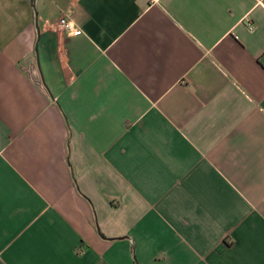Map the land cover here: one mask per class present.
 I'll return each mask as SVG.
<instances>
[{
    "label": "crops",
    "instance_id": "crops-1",
    "mask_svg": "<svg viewBox=\"0 0 264 264\" xmlns=\"http://www.w3.org/2000/svg\"><path fill=\"white\" fill-rule=\"evenodd\" d=\"M0 264H264V0H0Z\"/></svg>",
    "mask_w": 264,
    "mask_h": 264
},
{
    "label": "built area",
    "instance_id": "built-area-1",
    "mask_svg": "<svg viewBox=\"0 0 264 264\" xmlns=\"http://www.w3.org/2000/svg\"><path fill=\"white\" fill-rule=\"evenodd\" d=\"M248 28L253 29V25L251 23H247ZM57 29L68 33L69 35H79L81 33L80 29L74 26L68 19L65 17H60L57 20Z\"/></svg>",
    "mask_w": 264,
    "mask_h": 264
}]
</instances>
